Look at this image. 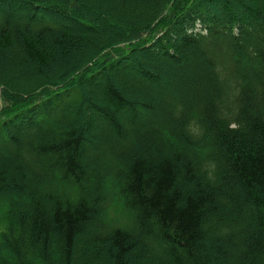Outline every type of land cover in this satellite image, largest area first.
Listing matches in <instances>:
<instances>
[{
	"label": "trees",
	"instance_id": "1",
	"mask_svg": "<svg viewBox=\"0 0 264 264\" xmlns=\"http://www.w3.org/2000/svg\"><path fill=\"white\" fill-rule=\"evenodd\" d=\"M0 99V264H264V0H0Z\"/></svg>",
	"mask_w": 264,
	"mask_h": 264
},
{
	"label": "rangeland",
	"instance_id": "2",
	"mask_svg": "<svg viewBox=\"0 0 264 264\" xmlns=\"http://www.w3.org/2000/svg\"><path fill=\"white\" fill-rule=\"evenodd\" d=\"M58 73V72H57ZM154 89V88H153ZM160 90H162L163 89V91L165 90V87L164 86H162L161 88H159ZM160 90H158V91H160ZM94 98H96L97 99V96H94ZM2 106V101H1V99H0V107ZM99 123H101V122H99ZM99 126H101V124L99 125ZM92 129H98V125H93L92 126ZM118 208V207H117ZM119 209V208H118ZM120 211V210H119ZM121 212V211H120ZM108 215V218L109 219H111V218H117V217H119V215L118 214H116V211H115V209L113 208V207H111L110 208V210H109V212L107 213Z\"/></svg>",
	"mask_w": 264,
	"mask_h": 264
}]
</instances>
